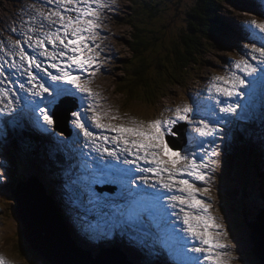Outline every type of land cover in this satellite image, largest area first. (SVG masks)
Returning <instances> with one entry per match:
<instances>
[{"label": "snow or ice", "instance_id": "6c2138e0", "mask_svg": "<svg viewBox=\"0 0 264 264\" xmlns=\"http://www.w3.org/2000/svg\"><path fill=\"white\" fill-rule=\"evenodd\" d=\"M46 3L53 7L47 9V15L43 12L37 15L56 27L35 38L25 34L23 41L17 39L15 54L19 63L9 65L21 74L26 73V83L21 82L18 87L33 99L28 96L10 99L9 96L18 95L9 91L10 82L8 89L0 88V100L8 99L5 107L0 108V116L19 111L13 118L18 123L31 113L32 125L47 132L55 125L54 109L60 99L76 97L79 107L69 114L83 134V147L89 151L77 153L82 158L67 169L65 188L79 210L78 222L87 235L97 240L119 234L146 255L163 257L162 264H232L234 244L223 218L210 211L219 145L210 151L206 149L214 138L220 137L222 141L226 138L220 135L223 129L218 124L234 125L236 121L250 120L257 90L264 101V16L244 24L249 36V43L244 44L246 51L229 64L224 74L212 78L207 88L211 105L207 100L193 99L189 104L177 106L170 117L115 125L102 122L103 117L97 112L100 105L88 79L99 71L100 52L96 49L100 44L95 41L103 39L98 32L101 16L115 0H46ZM35 30L30 26L27 33ZM22 43L28 44L31 54ZM39 57H44L46 63ZM35 72L43 75L37 76ZM0 77L8 79L2 65ZM21 103L23 107L18 110L16 105ZM89 112L91 115L87 116ZM260 118L264 120V103ZM110 119L118 117L113 115ZM88 120L101 134L90 130ZM40 121L48 128H43ZM181 122L188 124L195 135L189 133V146L177 150L166 138L177 135L173 129ZM5 134L0 130V135ZM92 160L95 165L89 163ZM134 173H139V177L134 178ZM96 185H115L116 190L109 195L103 189L97 191ZM0 264H5L2 257Z\"/></svg>", "mask_w": 264, "mask_h": 264}, {"label": "rangeland", "instance_id": "374dc122", "mask_svg": "<svg viewBox=\"0 0 264 264\" xmlns=\"http://www.w3.org/2000/svg\"><path fill=\"white\" fill-rule=\"evenodd\" d=\"M36 0H0V16L3 14H8L9 17L14 16L13 11L20 6H33L35 5ZM139 0H115L113 5L111 4L109 8L104 10L103 15L101 16L102 21L105 22L106 27L102 28L100 35L103 39L96 40V43L100 44V48L98 51L102 57V60L107 62L109 66L106 68L105 75L98 82L103 90L105 91L107 97H116V100H113V105L115 108L122 110V95L118 93L120 88L116 91L115 84L113 80L116 82L120 81L125 74H129L131 76H135L134 74L140 71L141 63L138 59L133 58V51L129 45V42L132 41V34L134 31L132 27L134 25H139L140 16H135L134 9L136 8L137 2ZM146 2H151L155 6H157L156 18L148 21V25L146 29H155L161 31L163 33V40L161 43L155 45L151 49H149V53L145 54L146 56V76L148 81H150L151 85L155 83H160L157 85L154 90L155 92H160L162 95L160 98H145L144 95H139L138 101H133L132 99L128 100V105L125 106V110L129 112V114L144 118L146 120L155 119L156 115L165 116V118L170 117L172 115V111L176 108L175 101H177L184 92V89L188 87L190 84L197 82L202 79L208 73L212 71L211 67L217 68L218 73L223 69L222 60L228 58L230 54H234L236 57L235 60L240 58L241 51L235 47L234 43H231L227 46V48H223L218 46L217 44H209L207 43V47H205L200 55L195 54L191 55L195 58V63H191L190 66H186V68L181 71H176L177 77L174 79H170L169 75H167L168 70L166 68L159 67L156 69L157 64L164 63L166 59L162 57L166 55L168 57L169 63L167 64V68L171 71V63L175 62L174 54L172 51L174 49H178L181 53L184 50V46L182 45V41L186 35V31L189 25V13L193 9V6L197 3L198 0H143ZM221 13L225 16L229 15V12H232V19L240 18L238 16H246L247 8H246V0H222L221 3ZM229 13V14H228ZM230 17V15L228 16ZM229 19V18H228ZM9 22V18L7 20ZM111 34L109 35L110 31ZM220 43V42H219ZM218 43V44H219ZM236 43V42H235ZM164 47V49H163ZM187 51V48L185 49ZM243 51H246L245 49ZM132 57V60H130ZM6 74L7 71H5ZM112 74V88L107 90L106 82L104 81L106 76ZM165 81V82H164ZM140 85H138L139 87ZM7 89V86H6ZM115 89V90H114ZM197 100L199 98L197 97ZM150 102V103H149ZM37 139H40L41 142L45 143L44 136H35ZM75 140L76 133H75ZM262 139L259 140L258 145L260 147L261 152L264 154V149L262 146ZM48 146H44L48 150H44L47 153V156H53L57 153L61 154L65 158V163L69 157H72L69 152L62 151L58 146L62 142H57L54 140H49L46 142ZM249 146V158L251 161L250 166L253 164V151L252 147L255 144V140L248 142ZM227 147V145H225ZM75 153L74 150L71 152ZM221 155V152H220ZM220 157V156H219ZM53 162L52 158L47 159V162ZM218 167V166H217ZM224 172L225 167L220 172L218 179V186L216 188V196L214 193V198L217 204L218 214L217 216L223 218L225 223V230L229 233V239L233 242L234 247L232 248L233 255L236 256L232 261V264H246L243 260H240V256L237 251L241 249V243H237V236L234 237V231H241V224H237L235 221L239 220V215H237L233 220L232 216L228 213V217H225V214L222 211V204L219 198L221 192L224 190ZM50 178H52V174H50ZM256 175V174H255ZM13 177V175H12ZM9 175V168L7 165L0 172V214H2V223L5 225V228L0 225V252L6 254L9 258H12L13 262H17L16 264H34V259L31 258L34 262L29 261L23 256H18L14 249H19V244L21 240V234L23 230L22 221L16 217V207L17 202L14 198V192H21L20 185L24 184L25 178L18 177L12 178ZM14 180H17L15 183ZM13 185V186H11ZM13 190V192L11 191ZM2 191V192H1ZM12 192V194H11ZM22 194V192L20 193ZM53 195H50V198H53L55 195L54 190L52 191ZM13 196V197H12ZM233 198L231 199V202ZM54 204V203H53ZM55 206V205H54ZM229 207V205H227ZM56 206L54 207V209ZM63 214H66V210H62ZM242 219V216H241ZM260 221V220H259ZM5 222V223H4ZM250 224V222H248ZM236 227L239 230L236 231ZM258 233L257 238L259 243L264 248V231L262 227H257ZM234 230V231H233ZM247 233V231H246ZM238 234V233H237ZM71 235V233H70ZM72 236V235H71ZM24 240V239H23ZM25 242V240H24ZM14 244V245H13ZM25 244H27L25 242ZM252 246V245H251ZM10 247V248H8ZM102 247V246H100ZM111 248V247H108ZM104 249V248H103ZM112 249H105V251H110ZM16 251V252H15ZM100 251V250H99ZM97 251V255L99 254ZM102 252V253H103ZM100 253L98 256H100ZM19 254V253H18ZM20 255V254H19ZM97 256V257H98ZM42 258V257H41ZM237 258V259H236ZM8 259V258H7ZM43 259V258H42ZM28 260V261H27ZM245 260V259H244ZM37 264H43L41 261H38ZM248 264H251L248 260Z\"/></svg>", "mask_w": 264, "mask_h": 264}, {"label": "trees", "instance_id": "16d2710c", "mask_svg": "<svg viewBox=\"0 0 264 264\" xmlns=\"http://www.w3.org/2000/svg\"><path fill=\"white\" fill-rule=\"evenodd\" d=\"M222 0H198L197 3L193 6V9L189 13V25L186 31V35L182 41V45L184 46V50L180 53L178 49H174L172 54H174L175 62L171 63V71L167 68V64L169 63L168 57L164 55L162 58L166 59L164 63L157 64L156 69L159 67L166 68L169 72L170 79H174L177 77L176 71H181L186 68V66H190L191 63H195V58L191 55L198 54L200 55L205 47H207V43H213L217 39V35L221 33L224 29V23L226 20L222 16L220 11ZM157 6H155L151 2H146L143 0H139L137 2L136 8L134 9L135 16H140L139 25H134L132 27L134 33L132 34V41L129 42V45L133 51V58L138 59L143 65L141 66L140 71L136 72L129 79L126 85V89H128L133 94H143L145 98L151 97L154 94L153 86L148 81V78L145 73L146 69V56L148 54L149 49L154 47L155 45L161 43L163 40V33L161 31L155 29H146L149 20H153L156 18ZM187 48V51L185 50ZM164 49V47H163ZM191 54V55H190ZM165 82V81H164ZM138 85H140L138 87ZM37 141L43 146H48L46 142H41L40 139ZM44 150H48L47 148H43ZM58 154L55 153L54 157ZM53 163V162H52ZM55 164H57V159H55ZM66 166H69V163L66 161ZM66 171V169H65ZM232 186H234L233 179L230 180ZM19 249H16V254L18 256H23L34 264H37L38 261H41L43 264H47L44 259L41 258L39 254L29 248L28 244H25L22 234L20 244L18 245ZM20 255H19V254ZM33 258L34 261L31 259Z\"/></svg>", "mask_w": 264, "mask_h": 264}, {"label": "bare ground", "instance_id": "6f19581e", "mask_svg": "<svg viewBox=\"0 0 264 264\" xmlns=\"http://www.w3.org/2000/svg\"><path fill=\"white\" fill-rule=\"evenodd\" d=\"M230 15V17H231V14H229ZM228 15V16H229ZM1 54V62H2V64H3V66H6L7 65V62H8V60H7V58H6V56L5 55H3L2 53H0ZM5 71H7V73L8 74H6V76L9 78V79H11V75H10V73H9V70L8 69H5ZM24 82V81H23ZM26 83V82H25ZM9 88V85H7V89ZM9 91L10 92H13L12 91V88H10L9 89ZM20 91V90H19ZM17 92H18V90H17ZM257 94L259 95V96H261V94H260V92H259V90H257ZM26 96H28V94L26 95ZM77 96H79V94H77ZM9 98L10 99H13V97L12 96H9ZM199 98V100H207V97H202V96H199L198 97ZM4 102V101H7V99H3V100H0V102ZM63 101H66L68 104H71L72 105V103L74 102V104L75 105H79V100L76 98V97H62L61 99H60V101L59 102H63ZM72 101V102H71ZM87 103V101L85 102V104ZM207 103L209 104V105H211L212 104V101L211 100H207ZM262 103H264V101H261L259 104H258V106H257V109H256V115H257V118L260 120L261 118V108H262ZM21 105H22V103H21ZM5 107V104H2L1 105V107L0 108H4ZM17 107V109L19 110V108H22V106H16ZM62 110H63V112H65V109H66V107L65 106H63L62 108H61ZM18 112L19 111H17L16 113H14L15 114V117L16 116H18ZM11 113L12 112H10V114L9 115H7V118H6V121H8V122H1L0 124H1V130L2 131H4V130H8V131H11L12 129H13V124H12V122L11 121H9V118H10V115H11ZM131 114H133V113H131ZM107 120H109V121H113V120H111V119H108L107 118ZM131 120H134V117L132 116L131 117ZM245 127H244V125H242L240 122H236L235 123V125H234V129H237V130H243ZM69 130H70V132H71V140H73V141H76L75 140V133H76V138H78V130L76 131V128H74V127H69ZM39 134H33V135H31V136H28L27 137V139L32 143V145L37 149V150H39L42 154H43V156H44V161H42V160H40V159H35V160H33V159H31V158H29V159H27V161H28V163H29V165L27 164L26 166H23V169H27V171L28 170H30V167H31V165L33 164V163H38V165H39V169H40V171L38 172V174L37 175H33V174H29L27 177H28V183L29 184H31L33 181H36L39 185H40V187H41V189L43 190V192H44V194H45V196H47L48 198H50V195H53L52 194V191L54 190V192H55V195H54V197L53 198H50V200L54 203V205L56 206V208L54 209V207H53V211H55L56 212V214H57V216L59 217V219L61 220V222L62 223H64L63 225H65V229H67V232L69 233L70 232V227L71 228H74V223H72V221H71V217H70V214H68L69 212H71V211H73V209L75 208L74 206H73V204H72V202H71V200H70V193L67 191V189L65 188V184H66V180L68 179V177H67V169L69 168V166H66L65 165V158L61 155V154H58L57 153V151H56V153L58 154L57 156H55V157H53V156H47V153H45L44 152V150H43V148H44V146L42 145V144H40L38 141H37V138L35 137V136H38ZM40 136H44V140H46V141H48V140H54V137L52 136V135H50V134H43V135H40ZM255 136H256V134L255 135H251L250 136V141H252V140H255ZM60 142H62L63 143V141H61L60 140ZM249 144V143H248ZM262 146H263V149H264V142H262ZM248 148H249V146H248ZM52 149H50V150H48V151H51ZM250 150V149H249ZM81 151H82V147H81ZM83 151H85V152H87V151H89V149H86V148H84L83 147ZM72 151H70L69 153H70V155L71 156H77V160H79L78 159V155H77V153L78 152H76L75 151V153H71ZM24 154V153H23ZM22 154V157H25L26 155H23ZM91 155H93V156H96L97 154L96 153H91ZM10 159H11V157H9ZM49 158H52V161H53V163L50 161L49 162V164H48V162H47V159H49ZM87 158V157H86ZM55 159H57V164H55ZM12 160V159H11ZM69 161V159H67V162ZM25 162H23V164H24ZM69 163V162H68ZM89 163H92V164H95L96 163V161L95 160H92V161H89ZM247 163L250 165L251 164V161H250V158H249V156H247ZM59 166V168H60V170H61V172H59V171H56L55 169L57 168ZM65 169H66V171H65ZM73 171H75V169L73 170ZM50 174H52V178H50ZM59 179V180H58ZM253 181H254V183L255 184H260L261 183V185H262V189H263V191H264V179L262 180V182H261V177L259 176V175H253ZM28 184V185H29ZM2 192V191H1ZM50 195H49V194ZM20 195H24V193H22V194H20ZM246 197V194L245 193H242L241 194V199H244ZM24 198V197H23ZM27 200H24L23 201V204H24V207H23V212L26 214L27 212V209H29V210H31L32 212H34V208H35V204L33 203V201L30 199V198H27V197H25ZM49 200V199H48ZM49 200V201H50ZM51 203V202H50ZM22 204V205H23ZM62 210H66L67 211V213L66 214H63L62 213ZM1 212V211H0ZM28 215V214H27ZM246 215V214H245ZM263 214H261V215H259L258 217H256V219L254 220V221H250V224L248 223V222H246V227H247V233H246V238H250V235H251V229H250V225L251 224H257L258 222H259V218L262 216ZM17 217V216H16ZM242 218H243V216H242ZM172 219H174V217H172ZM2 214H0V225L2 226V227H4L5 228V225L2 223ZM239 220L240 221H242V219H241V216L239 217ZM237 224H238V220H236L235 221ZM5 223V222H4ZM31 223V227H32V230L35 232V233H42V232H49V230H50V228L53 226V224L52 223H50V224H45V227H43V226H39V224H37V223H34V222H30ZM69 223V224H68ZM241 223V222H240ZM242 224V223H241ZM80 225H81V223H80ZM243 225V224H242ZM79 227V226H78ZM257 227H259V226H257ZM52 231H55L56 233H57V230L56 229H52ZM257 231H258V229H257ZM256 231V235H257V232ZM264 231V230H263ZM73 237H75V239H76V242L82 247V246H84V247H87V248H89V249H91V250H95V249H97V248H99L100 246H102V247H104V246H108V245H111V244H114L115 245V249L116 250H118V248H117V244H119V245H121L120 243H118L117 241H120V242H123V241H125V238L126 237H121L119 234H117L114 238H111V239H97V240H87V239H85V238H82V235H80V234H76L75 236H73ZM41 239L43 240V241H45V242H47V243H49L50 245V247H51V238H45V237H43V236H41ZM258 239V238H257ZM14 245V244H13ZM121 246H123V245H121ZM1 247V246H0ZM8 248H10V247H8ZM14 250H16V249H14ZM0 257H2L3 259H4V261H5V264H16L17 262H13V260H12V258H9L6 254H4V253H2V252H0ZM92 257L93 258H95V256L94 255H92ZM236 257V256H235ZM8 258V259H7ZM237 259V258H236ZM243 259H245L246 261H247V263L246 264H248V257L247 256H245ZM28 261V260H27ZM250 263H251V261H250ZM256 263H258V264H260L261 263V261L260 260H257V262ZM252 264V263H251Z\"/></svg>", "mask_w": 264, "mask_h": 264}, {"label": "water", "instance_id": "95a60500", "mask_svg": "<svg viewBox=\"0 0 264 264\" xmlns=\"http://www.w3.org/2000/svg\"><path fill=\"white\" fill-rule=\"evenodd\" d=\"M28 184L27 182L20 185L24 195H20V192L17 196V193L14 192L17 202L16 214L23 224L22 238L29 248L39 254L47 264H130L118 251H106L93 259L89 253L80 250L72 241L64 223L53 211L54 204L50 198L45 196L40 185L36 181ZM25 197L30 198L35 204L34 212L29 209L26 214L23 212V201L27 200ZM259 219L257 224L250 225L251 235L250 238H246L248 249L244 250L242 254L244 257L247 256L252 264H258L257 260L261 261L260 264H264V248L256 236L257 226L264 230V215ZM31 221L39 224L40 227H45L47 223H52L53 226L49 232L35 233L32 230ZM52 229H56L57 233ZM41 236L51 238V247L49 243L41 239Z\"/></svg>", "mask_w": 264, "mask_h": 264}]
</instances>
